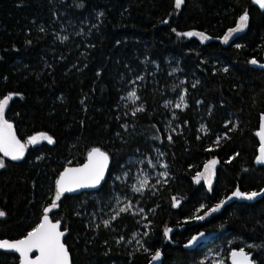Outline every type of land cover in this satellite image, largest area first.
<instances>
[{
	"label": "trees",
	"instance_id": "16d2710c",
	"mask_svg": "<svg viewBox=\"0 0 264 264\" xmlns=\"http://www.w3.org/2000/svg\"><path fill=\"white\" fill-rule=\"evenodd\" d=\"M245 12L247 27L225 43ZM187 32L209 39L178 35ZM263 52L254 0H0V99L13 95L5 118L20 139L54 140L19 160L0 152V238L36 228L61 171L99 147L111 157L104 184L64 194L50 212L69 231L73 264H215L211 241L184 246L206 236L225 250L220 264L236 248L264 264ZM213 158L209 191L195 177ZM139 168L151 181L136 192L126 175ZM237 190L261 194L207 214ZM0 264L19 257L0 251Z\"/></svg>",
	"mask_w": 264,
	"mask_h": 264
},
{
	"label": "snow or ice",
	"instance_id": "6c2138e0",
	"mask_svg": "<svg viewBox=\"0 0 264 264\" xmlns=\"http://www.w3.org/2000/svg\"><path fill=\"white\" fill-rule=\"evenodd\" d=\"M184 0H175L176 7L179 8L183 4ZM261 8H264V0H255ZM100 15H103L101 13ZM248 14L245 12L239 21V25L230 30L228 34L224 37V42L227 43L230 37L235 32L242 31L247 27ZM175 31V30H173ZM178 35L184 36H200L202 40L209 39L203 33L198 32H187ZM63 39H67L64 37ZM251 63L256 64V60H252ZM226 70V69H225ZM142 79V77H140ZM129 98H136V93L133 91L129 94ZM13 99V95L9 94L4 98L0 99V152L6 157H10L12 160L22 159L26 145L21 143L12 131V125L4 119L5 110L9 102ZM181 102H183V97H181ZM177 108L181 107V104L176 105ZM137 111H143L142 108H138ZM135 115V112H133ZM203 130V129H202ZM261 138L260 154L256 158L258 164H264V124L261 126V130L257 133ZM171 139V137H169ZM40 141H47L49 144L54 143L51 136L41 133L37 136H32L28 140V144L35 145ZM89 163L85 164L82 168H70L66 169L55 181V197L53 202L49 207L44 209V215L42 222L34 228L31 232L27 234L24 239L18 240L14 243L8 241H0V248H7L15 250L20 254L22 258V264H69V254L67 248L62 243V237L65 232L60 231L59 222L53 223L49 219L48 213L56 209L58 201L65 193H71L81 188H95L100 185L101 181L104 179L105 170L107 168L108 156L103 153L98 148L92 149L88 154ZM217 161L212 160L207 165H205L204 172L199 173L195 179L199 183L201 179H205L208 182L209 188L211 187V178L214 175V168ZM4 167L3 160H0V168ZM166 167V165H165ZM147 180H142L140 182V187L134 188L136 192H141L147 186ZM236 197L245 198L252 200L256 198L260 193H241L238 190L233 193ZM175 199V198H174ZM223 203V202H222ZM221 204L216 205L214 208L210 209L209 213L216 212L222 206ZM131 205L129 204L125 208H121L120 211H128ZM119 213H117L118 215ZM5 213L0 211V217H3ZM198 219H204L203 216L197 217ZM108 221H105V226H108ZM171 229L165 230V235H167ZM195 240V238H194ZM39 253L34 259L30 257V253L33 251ZM234 264H252V261L246 253L242 250L240 252L232 253ZM161 258V253L159 251L155 252L152 256L154 261ZM239 258V259H237Z\"/></svg>",
	"mask_w": 264,
	"mask_h": 264
},
{
	"label": "rangeland",
	"instance_id": "374dc122",
	"mask_svg": "<svg viewBox=\"0 0 264 264\" xmlns=\"http://www.w3.org/2000/svg\"><path fill=\"white\" fill-rule=\"evenodd\" d=\"M254 2H255V0H254ZM240 21V20H239ZM238 25H239V22H238ZM237 25V26H238ZM236 26V27H237ZM235 27V28H236ZM244 30V29H243ZM242 30V31H243ZM239 32H241V31H239ZM236 33H238V32H235V33H233V35L234 34H236ZM232 35V36H233ZM231 36V37H232ZM229 41V40H228ZM134 92H135V90H133ZM133 91H131V92H133ZM130 92V93H131ZM129 93V94H130ZM136 93V92H135ZM134 99H136V98H131V100H134ZM4 119H6L5 118V113H4ZM7 120V119H6ZM8 121V120H7ZM11 125H12V131L14 132V134H15V136H16V138L21 142V143H23V144H25L26 145V148H25V151H24V155H23V157L25 156V154H26V151H27V149H28V147H29V145L30 144H28V140H23V139H20L17 135H16V132H15V129H14V126H13V124L10 122V121H8ZM37 135H39V134H37ZM37 135H34V136H37ZM40 142H42V141H40ZM22 157V158H23ZM10 158V157H9ZM212 160H216L217 161V163H216V165H215V168H214V175L212 176V178H211V187L209 188V185H208V182H207V180H205V179H203L204 180V182H205V185H206V188L209 190V191H211V189H212V187H213V184H214V180H215V171H216V167H217V164H218V160L216 159V158H213V159H211L210 161H212ZM210 161H208L207 162V164L210 162ZM149 164H150V168H153L154 169V176H165L166 175V173L163 171V170H158V168H157V162L156 161H153V160H151V161H149ZM206 164V165H207ZM161 166H163L162 164H161ZM204 169H205V167H204ZM204 169L202 170V172H204ZM202 172H200V173H202ZM149 175H151V173H148V172H146L145 170H143V169H137L136 171H135V173H134V175H126V176H132V178H133V180H132V184H130V186L131 187H134V188H138V187H140V182L142 181V180H147V186L149 185V183H150V181H151V177L149 176ZM146 186V187H147ZM145 187V188H146ZM236 192V191H235ZM240 192V191H239ZM242 193V192H241ZM261 194V193H260ZM259 196V195H258ZM257 196V197H258ZM256 197V198H257ZM256 198H254V199H256ZM236 199H240V200H244L245 198H241V197H236V196H234L233 195V193H232V195H230L227 199H225L224 201H223V203H222V206L219 208V210H221V208L223 207V205L225 204V203H228V202H230V201H232V200H236ZM254 199H252V200H254ZM245 200H248V199H245ZM130 204V202L129 201H127L125 198H122V197H120V200L118 201V206L120 207V209L121 208H125V207H127L128 205ZM221 204V203H220ZM131 205V204H130ZM218 210V211H219ZM0 211H2V210H0ZM218 211H216V212H218ZM4 212V211H3ZM216 212H212L211 214H214V213H216ZM193 241V243L195 244V246H199V245H204L207 241H211V243H213V247H211L210 249H209V252H210V256L212 257V262L213 263H215V264H220L223 260H225V258L227 257V254L224 252L225 250L222 248V247H220L219 248V243H217L215 240H214V238L212 239L211 237H208V236H206V237H198L197 239H195V240H192ZM230 253V252H229ZM256 261V260H255ZM155 263H157L158 262V260H156V261H154Z\"/></svg>",
	"mask_w": 264,
	"mask_h": 264
},
{
	"label": "water",
	"instance_id": "95a60500",
	"mask_svg": "<svg viewBox=\"0 0 264 264\" xmlns=\"http://www.w3.org/2000/svg\"><path fill=\"white\" fill-rule=\"evenodd\" d=\"M261 68L264 69V52H263V63L261 64ZM262 124H264V116H263V118H262V120H261V126H262ZM94 148H98V149H100L101 152L106 153L107 156H108V163H107V168H106V170H105L104 179L101 181L100 185H98V186L95 187V188H81V189H78V190H76V191H74V192H71V193H65V194L73 195V194H80V193H82V192H87V191L90 192V191H93V190H97V189H99V188L104 184V182L106 181V179H107V177H108L109 170H110V166H111V157H110V155H109L106 151L102 150L101 148H99V147H94ZM94 148H92V149H94ZM92 149H91L89 152H91ZM89 152H88V154H89ZM88 154H87L86 159H85V161H84L83 163L78 164V165H69V166H66V167L61 171L60 175H61L66 169H70V168H82L85 164H88V163H89ZM60 175H59V177H60ZM59 177H58V179H59ZM58 179H57V180H58ZM201 180H202V179H201ZM48 215H49V219H50L53 223L59 222V224H60V231L65 232V235L62 237V243H63V244L65 245V247L67 248V251H68V254H69V264H73L71 251H70V249H69V246H68L67 243L65 242L66 237H67L69 231H68L67 229H64V228H63V224H62V222H61L60 220H55V219H53V217L51 216L50 213H48ZM42 220H43V216H42V218H41L40 223L42 222ZM40 223H39V224H40ZM39 224H38V225H39ZM30 232H31V231H30ZM28 233H29V232H28ZM28 233H27V234H28ZM27 234H26L24 237H22V238L14 239V240H12V239H8V238H0V241H8V242H10V243H14V242H16V241H18V240L24 239V238L27 236ZM184 246L187 247V248H188V247H192V246H193V241L191 240L190 242H188V243L185 244ZM241 250H242L244 253H246V254L248 255V257H249L250 260L252 261V264H257V263H255V261L253 260L251 254H249L248 252H246V251L243 250V249H237V248H236V249H233V250L230 251V254H229V263H230V264H234L233 257H232V253H233V252H240ZM0 251L6 252V253H14V254H17L18 257H19V264H22V258L20 257V254H19L18 252H16L15 250L7 249V248H0ZM38 255H39V253H38L37 251H35V250H34L32 253H30V257L33 258V259H34L36 256H38ZM237 259H239V258H237Z\"/></svg>",
	"mask_w": 264,
	"mask_h": 264
}]
</instances>
